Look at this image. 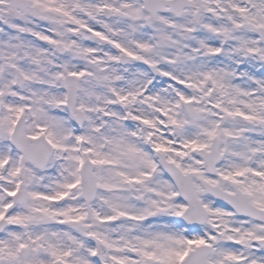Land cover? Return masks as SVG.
Returning <instances> with one entry per match:
<instances>
[{
  "label": "rangeland",
  "instance_id": "1",
  "mask_svg": "<svg viewBox=\"0 0 264 264\" xmlns=\"http://www.w3.org/2000/svg\"><path fill=\"white\" fill-rule=\"evenodd\" d=\"M29 1L28 13L39 15L41 20H31L24 13L21 20L26 22L22 23L7 15L8 0H0V96L5 105L4 113H0V219L11 222L0 235V264H50L52 256L66 264H93L87 257L91 251L85 238L88 233L109 244L117 264H175L182 251L201 243L202 235L210 233L208 227L188 232L183 224H173L181 222L185 207L175 188L168 196L171 189L163 178L145 179L155 192L146 203L137 200L134 187L129 190L131 185L123 184V179L150 173L152 166L147 151L132 141L134 134L141 141L154 135L153 148L167 151L183 171L193 172L197 194L205 199L200 182L214 181L200 171L196 159L185 162L182 158L192 144L206 146L217 136L223 155L220 172L264 209V48L253 33V27L264 29V0H227L239 11L231 13L236 33L228 32L222 20L225 14L213 9L215 0L203 2L200 29H194L191 22L193 3L179 20L172 15L150 19L157 30V54L150 47V30L138 24L145 18L142 8L137 15L136 0ZM76 6L85 9L91 20L75 14ZM105 7L112 12L108 23L114 29L113 41L131 55L135 54L134 42L140 46L141 54L126 68L129 77L121 76L113 64V53L107 54L100 46L101 29L107 22L102 13ZM220 22L221 27L216 28ZM84 25L89 32L83 30ZM51 29L58 33L57 38L50 34ZM31 34L43 41H62L68 50L58 55L52 44L38 45ZM225 43L227 46L220 50ZM101 50L104 53L100 54ZM142 61L156 65L161 73L153 91H146L148 76L137 66ZM14 67L22 70L25 86H15ZM63 68L80 78L78 107L83 110L84 125L75 127V132L63 106ZM178 83L190 85L191 90L182 89ZM211 89L214 103L223 111L222 123L207 100ZM183 99L196 102V120L185 116L180 104ZM23 112L29 121L26 135L42 137L50 146L51 156L41 173L11 144L12 124L18 116L23 117ZM125 112L141 118L149 128L126 125L122 121ZM159 112H165V119ZM175 125L180 128L178 134L174 133ZM81 139L86 153L90 155L91 150L95 154L88 158L95 164L99 186L92 218H88L79 191L84 159L81 156L77 160L75 143ZM23 181L29 187L28 206L14 207L6 215L10 198ZM206 203L212 221L223 231V242L212 257L214 263L237 264L244 259L243 264H264V248L260 253H245L231 247L232 241L250 243L254 238H264L262 226L214 208L209 200ZM70 220L80 223L82 231L69 229ZM23 223L31 226L21 228ZM69 237L76 244L73 249L68 247ZM19 246L30 249L25 261L19 258Z\"/></svg>",
  "mask_w": 264,
  "mask_h": 264
},
{
  "label": "water",
  "instance_id": "2",
  "mask_svg": "<svg viewBox=\"0 0 264 264\" xmlns=\"http://www.w3.org/2000/svg\"><path fill=\"white\" fill-rule=\"evenodd\" d=\"M163 5H164V3H163ZM159 8H161V7H159ZM190 117L192 118V119H194L195 117H196V112L194 111V109H191L190 110ZM20 128H23V126H21ZM90 167V169L88 170V173H87V175H86V178H87V180H88V185H87V190L89 189V187H91L92 188V191H91V197H88V199L89 200H91L93 197H94V195H95V184H94V181H93V176H92V171H91V166H89ZM88 168H86V170H87ZM91 183V184H90ZM85 190H86V188H85ZM188 190H189V193H190V197H192V198H194L195 199V197H194V195H193V192H192V190H191V187H190V184L188 185ZM197 210V209H196ZM258 210L256 209V208H254V207H250L249 208V215H251L252 217H255V218H257V216H256V214L259 212H257ZM262 213V212H261ZM264 214V213H263ZM25 254H27V251L25 252ZM206 263V261L205 262H202V263H196V262H194V261H191V260H188L185 264H205ZM207 264V263H206Z\"/></svg>",
  "mask_w": 264,
  "mask_h": 264
},
{
  "label": "flooded vegetation",
  "instance_id": "3",
  "mask_svg": "<svg viewBox=\"0 0 264 264\" xmlns=\"http://www.w3.org/2000/svg\"><path fill=\"white\" fill-rule=\"evenodd\" d=\"M248 5V4H247ZM170 161V160H169ZM218 179H219V176L216 177V179L214 178V185H216L218 183Z\"/></svg>",
  "mask_w": 264,
  "mask_h": 264
}]
</instances>
